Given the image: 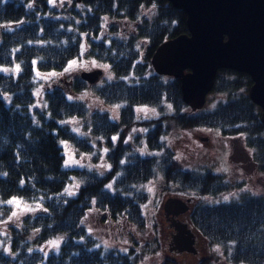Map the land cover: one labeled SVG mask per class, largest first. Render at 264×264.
Wrapping results in <instances>:
<instances>
[{"label": "trees", "instance_id": "1", "mask_svg": "<svg viewBox=\"0 0 264 264\" xmlns=\"http://www.w3.org/2000/svg\"><path fill=\"white\" fill-rule=\"evenodd\" d=\"M123 23L134 28L129 36ZM187 32L186 14L168 0H0V264H138L151 248L166 254L163 264H180L157 240L137 242L157 223L143 214L149 197L140 186L160 176L165 197L232 195L243 184L222 164L217 174L213 159H225L233 137L253 151V177L264 174V124L248 75L220 69L205 107L193 112L179 79L153 71L156 48ZM83 53L115 79L93 86L65 76ZM89 91L109 109L97 110ZM143 107L157 116H142ZM201 129L220 138L205 147L188 135ZM62 142L93 163L66 168ZM141 142L157 152L140 153ZM190 222L225 248L227 264H264V196L200 201Z\"/></svg>", "mask_w": 264, "mask_h": 264}, {"label": "water", "instance_id": "2", "mask_svg": "<svg viewBox=\"0 0 264 264\" xmlns=\"http://www.w3.org/2000/svg\"><path fill=\"white\" fill-rule=\"evenodd\" d=\"M168 1L186 14L188 32L156 48L150 60L153 71L179 79L182 101L193 112L204 108L220 69L244 73L252 82L248 97L260 108L264 124V0ZM101 75L97 69L83 71L80 77L92 85ZM189 202L170 196L162 209L166 215H178L188 210ZM177 224L182 229L174 237L175 249L194 252L192 231Z\"/></svg>", "mask_w": 264, "mask_h": 264}, {"label": "rangeland", "instance_id": "3", "mask_svg": "<svg viewBox=\"0 0 264 264\" xmlns=\"http://www.w3.org/2000/svg\"><path fill=\"white\" fill-rule=\"evenodd\" d=\"M120 27H121L120 32H122V34H124L125 36L126 35L129 36V34L131 32H133L132 30L134 29V28H129L128 25L125 23L121 24ZM126 29H128V30H126ZM75 62H76L75 66L70 67V65H71L70 64L67 67L66 71L64 72L65 76L69 77V75L71 73H77V75H80L81 72H83V71H92V70L99 69L102 71V75L95 84H92L93 86H101V85H104L105 83L111 82L115 79L114 74L108 65H105V64H102V63L96 61L95 59L91 58L90 56L86 55L85 53L82 54L80 59L75 60ZM45 77H46V74H40L39 75L40 80L44 79ZM36 96L38 98V103L35 106L37 107V109L42 110L43 107H42V102H41L42 96L40 95V88H38L36 90ZM87 97H89V100L94 103V106L97 108V110L102 111L103 109H109V106H107L105 104H101V102L94 100V96H93L92 91H89V95ZM211 105H212L211 103L207 104L208 110L211 109ZM141 109H146L147 111H141ZM141 109L139 111H140V114L142 113V116H145L147 118L157 116V113L153 108L143 107ZM110 110L113 113V118H116L118 116V108L113 107V108H110ZM152 110H154V111H152ZM77 131H78V129H76V132ZM188 135L191 138L195 139L199 144L202 143L200 140H198L199 138H207V140H208L207 143H213V140H214L213 133L207 129H201L200 132L198 131V132L192 133L191 135L190 134H188ZM144 142H141V144H143V147H145V149H143V147H141V149H139L140 153L144 154L145 156H152L154 152H157L154 150L153 151L149 150L147 148V146H145ZM62 150H63V154H64V166L68 169H74V168L83 169V168H86L89 164L93 163L92 156L77 153L74 150V147L72 145L66 143V142L65 143L62 142ZM210 156H212V152L209 153V157ZM244 157L246 160H248L247 155H244ZM70 158L73 162L66 164L65 162L68 161ZM99 165H101V163H99ZM251 166H253V165H251ZM159 177L156 176V178L150 180L149 182H146L147 183L146 186H145V184L140 186L145 192H147L148 197H149L143 205V214L146 216L149 224L154 223L155 218H157L156 214H157L158 206L164 200L163 192H161V189L163 187V185H162L163 180ZM253 179L254 178L251 179L252 182H253ZM257 180L258 181L256 183L253 182V184H251V186H252L250 188L251 191L264 192V174L257 176ZM77 186H78L77 181L75 179H73V180H71L70 184L67 185L65 192L69 194V192L67 190L71 189V194H72ZM170 188L176 189L177 186L172 184L170 186ZM185 195L198 198V202L202 201L206 204L210 202V200H208L207 197H200L199 195H196L193 192L186 193ZM97 235L99 236V234H97ZM158 237H159V234L156 231L154 233V231L150 228V229H147L143 234L136 235L135 238H136L137 242L154 243L155 246H157L155 243V240H157V242H159ZM107 241H108V243H110V240H107ZM222 247L223 246L217 245L215 243H208V247L206 250L209 252V254L206 255V257L202 260V264H227L226 260L224 259V257L226 258V256H225V254H223V250L225 248H222ZM164 254L159 249L154 250L153 248H151V250H149L147 252V254L144 256V258L138 264H163V262H165L164 259H165V255H166V254L165 255ZM175 260L178 263L182 264L178 259H175ZM180 260H183V259H180ZM186 262L187 263H183V264L189 263V261H187V260H186ZM194 263L195 262L189 263V264H194Z\"/></svg>", "mask_w": 264, "mask_h": 264}, {"label": "flooded vegetation", "instance_id": "4", "mask_svg": "<svg viewBox=\"0 0 264 264\" xmlns=\"http://www.w3.org/2000/svg\"><path fill=\"white\" fill-rule=\"evenodd\" d=\"M213 133V132H212ZM218 136V133H213V137ZM203 146H208L210 143H207V138H199ZM230 145L228 142L229 147H227V154L224 160L217 159L221 156L220 152L218 153L217 158L213 159V164L215 165V172L221 175L220 166L221 164L225 166L229 171L233 172L230 176V181H240L243 186L240 189H237L235 193L226 194L223 197L214 198L212 196H205L208 200H210L211 204H219V203H230V202H238L241 204L242 198L244 196H264V192L258 191H251V184L256 183L257 177H253L255 174V168L257 163L254 162L252 158L253 151H250V148L247 147L245 141H241L238 138H231ZM244 155H247V159H245ZM253 165V166H251ZM206 167H209L210 164H206ZM244 177V178H243ZM252 178L253 182H252ZM245 179V180H244ZM186 194V193H185ZM183 195L180 198L184 199L185 201L189 198L190 202L188 203V210L184 213H180L178 215H166L162 209L163 201L166 199L165 196L164 200L160 203L157 209V223H156V231L159 234L158 241L162 246V249H168L170 255L176 257V259H185L189 261V263L201 261L209 254L206 250L208 247V240L202 237L199 234V231L191 224L190 222V214L193 210V207L198 203V198L193 196ZM192 195V194H191ZM197 195V194H196ZM177 222H181L185 224L188 230H191L193 233L194 238V252H187V251H178L175 249V244L173 243L174 237L178 235L180 230L182 229ZM185 236L186 234L183 233ZM188 263V264H189Z\"/></svg>", "mask_w": 264, "mask_h": 264}, {"label": "snow or ice", "instance_id": "5", "mask_svg": "<svg viewBox=\"0 0 264 264\" xmlns=\"http://www.w3.org/2000/svg\"><path fill=\"white\" fill-rule=\"evenodd\" d=\"M75 64H76V62L75 61H73L72 63H71V65H70V67H72V66H75ZM20 69H19V65H17V67H16V69H15V71H19ZM5 71H7L6 69H5ZM50 75H55V73H53V74H50ZM141 111H147L146 109H141ZM152 111H154V110H152ZM114 140L116 139L115 137L113 138ZM73 161L71 160V158L68 160V161H66L65 163L66 164H69V163H72ZM108 187H111V185H109ZM68 192H69V194H71V189H68L67 190ZM9 203H17L18 204V202H16V201H9ZM25 207H27V206H25ZM13 215H16V213H13ZM54 245L57 243V242H52Z\"/></svg>", "mask_w": 264, "mask_h": 264}]
</instances>
